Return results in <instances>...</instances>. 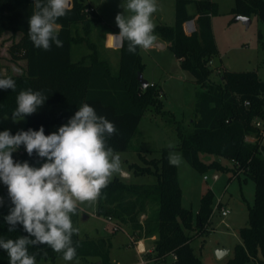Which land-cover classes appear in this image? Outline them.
<instances>
[{"label":"trees","instance_id":"16d2710c","mask_svg":"<svg viewBox=\"0 0 264 264\" xmlns=\"http://www.w3.org/2000/svg\"><path fill=\"white\" fill-rule=\"evenodd\" d=\"M91 6L86 0H72L67 16L57 21L61 25L58 38L63 41V47L53 44L50 51H44L35 48L28 36L33 0H0V36L7 32L20 33L21 38L12 44L11 53H17L19 56L15 58L26 62L24 72L18 76L0 74V78L12 77L16 81L15 91L0 89V118H12L21 90L42 91L48 98L36 113L24 117L23 130H39L43 126L48 135L51 126L66 124L82 103H88L116 125L118 132L108 139V144L121 153L129 149L146 112L152 109L160 112L163 106L159 98L161 88L156 84L141 88L137 81V73L144 71L140 48L135 54L130 53L127 41L121 43L116 72L108 62L100 59L95 44L88 39L93 25L101 21L96 11L85 12ZM174 7V25L156 26L155 35L169 43L170 51L180 60L181 69L189 72L200 87L195 95L192 130H178V149L186 162L200 173L210 169L235 173V169L221 161L227 160L236 166L239 174L254 182L248 225L240 229L241 243L234 247L233 257L226 264H264V145L245 141L246 136L256 133L253 120L264 117V81L256 72L224 71L220 83L210 82L213 71L210 62L218 56L211 23L216 14L215 4L212 0H176ZM231 13L234 19L256 16L264 25V0H234ZM259 39L263 40L261 33ZM84 42L92 52L74 62L72 47ZM245 101L250 103L248 108L243 105ZM17 151L14 161H28L38 167L41 158L35 152L30 157L23 145ZM204 156L213 157V160L206 163L202 160ZM168 157L164 149L157 160L147 162L140 156L144 167L128 166L134 176H153L154 184L125 183L113 177L96 199L95 214L99 218L112 219L119 231L123 226L131 234L156 236L153 258L158 264H203L194 253L193 237L189 233L197 230L201 234L206 230L214 196L210 190L201 196L194 221L191 210L182 206L177 167L169 164ZM0 197L4 200L0 207V239L28 235L22 225H17L16 231H8L3 218L12 204L2 181ZM79 212L78 207L77 214L71 217L74 227H77ZM142 215L146 217L141 221ZM73 241L74 244L78 242L75 259L87 262L94 258L99 264H113L109 256V238L81 239L78 234L73 236ZM29 252L37 254V264H54L58 258H63L62 253L47 245L30 247ZM172 255L176 258L174 261ZM0 264H9L3 249H0Z\"/></svg>","mask_w":264,"mask_h":264},{"label":"rangeland","instance_id":"374dc122","mask_svg":"<svg viewBox=\"0 0 264 264\" xmlns=\"http://www.w3.org/2000/svg\"><path fill=\"white\" fill-rule=\"evenodd\" d=\"M175 1L157 0V11L152 16L155 27L158 25H174ZM212 1L216 7V14L212 17L211 23L214 29L217 49L222 59L221 63L219 56H216L213 66L223 64L231 72H256L264 80V25L256 16L251 18L249 27H246L240 21H236V18L234 19L231 13L234 7V0ZM91 2L103 16L104 21H99V23L93 25L88 39L95 44L99 56L108 58V62H111L109 65L112 71L116 72L118 69V54L114 53V51L105 54L102 53V49L105 44L120 43L119 40H114L109 34L118 35L120 32L115 22L117 13L125 12L126 15L130 14L126 11L127 0H91ZM191 10L193 11L192 7ZM260 33L263 35L262 41L259 39ZM17 38V35H12L8 32L0 36L1 75L8 73L18 76L21 74L23 67L18 62L19 59L15 58V56L19 55L17 53L12 55L11 53V46L17 42ZM90 52L92 50L89 49L86 42L81 45H73L72 60L74 62L81 61V57ZM142 62L145 65L142 73L143 78L150 84L151 82H156L161 86L162 90L159 98L163 106L160 112L155 109L146 112L139 124L136 135L131 140L129 149L120 153L122 169L119 173L114 174L113 177H118L125 183L154 184L155 178L153 176H137L135 179L128 178L124 173H132L128 169L130 164H137L141 167L146 166L140 156L150 162L159 159L164 149L168 151V156L170 152L180 153L182 162L176 167L182 190V206L191 210L193 220L195 221L201 196L207 190H210L214 196L213 209L218 202H221V207L230 210L226 217L216 213L210 219L206 230L201 234L197 230L190 232L189 235L193 237L191 246L203 264H226L233 257L234 247L241 243L240 229L248 225V208L252 206L254 201V182L243 174H239L236 166L227 160L221 161L223 164L235 169V173L221 172L214 169L200 173L186 162L178 149L180 140L177 134L179 129L183 132L192 130V122L195 120V95L200 87L193 83L194 78L189 72L182 71L179 68L176 58L169 48L161 50L152 46L142 52ZM223 72L221 68L214 69L209 81L220 83ZM25 126V118H16V121L11 117L0 118V132L10 130L15 135L18 131L23 130ZM60 126H51L50 133L57 131ZM170 143L174 144L175 147L169 148L168 145ZM17 152L13 153V159ZM212 158L204 156L202 160L210 163L213 160ZM44 162H46L45 158H41L38 167ZM151 168L153 169V167ZM216 174L218 179L214 180L213 176ZM205 176L207 177L206 181L204 180ZM96 204V200L79 204V209L86 211L85 213L90 216L87 222H79L78 219L77 228H79V237L81 239L85 237L94 239L96 236H100L95 231L98 232L100 230L101 232L104 223L93 217ZM140 220L142 221V219ZM107 229L111 232L110 226ZM84 233L88 234L84 235ZM129 233L132 232L129 230ZM119 234L117 235L128 243L126 236L123 233ZM103 236L109 235L103 234ZM217 249H229V253L219 259L216 256ZM115 254L114 252L113 255L115 256ZM135 261L137 259L131 254L124 264H133ZM94 262H96L94 258L87 260L89 264H94ZM54 264L86 263L81 259H74L69 262L63 258H58Z\"/></svg>","mask_w":264,"mask_h":264},{"label":"clouds","instance_id":"9594fccd","mask_svg":"<svg viewBox=\"0 0 264 264\" xmlns=\"http://www.w3.org/2000/svg\"><path fill=\"white\" fill-rule=\"evenodd\" d=\"M70 8V0H33L28 36L35 48L50 51L53 44L63 47L57 21L67 16ZM126 11L130 14L115 16L119 34L109 35L121 43L127 41L130 53L135 54L138 47L150 49L157 39L152 20L157 0H127ZM0 89L15 91L16 81L0 78ZM47 98L42 91L21 90L13 120L36 113ZM117 132L114 122L88 103H82L66 124L48 135L43 126L15 135L10 130L0 132V181L7 186L12 204L3 219L9 232L22 225L28 234L0 239V249L7 253L9 264H37V254L30 253L29 248L40 245L62 253L65 261L76 258L78 242L74 244L73 236L79 234V228L74 227L71 217L77 214L79 204L95 201L121 171V155L108 144ZM22 145L30 157L35 152L46 162L34 167L28 161H14L13 153ZM168 160L170 165L179 166L182 156L170 152ZM3 203L0 197V207Z\"/></svg>","mask_w":264,"mask_h":264},{"label":"crops","instance_id":"0c3cea01","mask_svg":"<svg viewBox=\"0 0 264 264\" xmlns=\"http://www.w3.org/2000/svg\"><path fill=\"white\" fill-rule=\"evenodd\" d=\"M90 3L91 5L95 8L98 16L100 17L101 21H104L103 20V16L99 13V11L96 9V7L94 6V4L91 2L90 0ZM189 12L192 13L193 11L191 10V7H189ZM174 14H175V11H174ZM174 18H175V15H174ZM251 19V18H250ZM212 31H213V35H214V29H213V25H212ZM112 33V32H111ZM17 42L20 40L21 38V34L20 33H17ZM157 37V36H156ZM216 43V42H215ZM157 44L161 45V48H158L157 47ZM154 47H157L158 49H166V48H169V43L168 42H165L163 40H161L159 37H157L156 41L154 42L153 44ZM217 46V45H216ZM121 48V42L120 43H117V44H105L104 48L102 49V53H109L110 51H114V53H117L119 52V49ZM148 50V49H147ZM218 50V49H217ZM104 51V52H103ZM143 51H146L145 49H142L140 48V55H141V59H142V52ZM91 54L88 53L86 54L85 56ZM83 56V57H85ZM218 56H219V59L222 63V59L220 58V55H219V52H218ZM81 57V60L82 58ZM107 57H103V56H100V59L101 60H104L106 62H108V58L106 59ZM119 58V56H118ZM215 59L213 58L211 60V68L214 70V69H217V68H221L222 71H228L227 68L223 65V64H220V66H213L214 65V61ZM177 61V64L179 66V68L181 69L180 67V60L176 59ZM18 62L22 65L23 69L21 71V74L24 72L25 68H26V62L24 59H19ZM118 62H119V59H118ZM109 63V62H108ZM111 64V62L109 63ZM144 64V63H143ZM144 69H145V65H144ZM182 70V69H181ZM184 71V70H182ZM144 72V71H143ZM220 72V71H218ZM257 75L259 76V74L257 73ZM260 78V76H259ZM261 79V78H260ZM262 80V79H261ZM264 81V80H263ZM193 83H195V80L193 81ZM150 84V83H149ZM151 84H156L158 86H160L158 83L156 82H151ZM161 88V86H160ZM162 90V89H161ZM124 174L127 175L128 178H135L137 176H134L133 173H130V172H125ZM131 174H132V177H131ZM135 184V183H134ZM137 184V183H136ZM86 211H83V210H80L79 214H80V218H79V222H87L89 221V218L90 216L85 213ZM96 210L93 212L94 214V218L103 222L104 223V226L102 227L101 229V232L100 230L95 231L97 234H99L100 236H96L94 239H98V238H109L110 239V243H111V247H110V253H109V256H110V260L113 264H124L125 261H127V258L128 256H130L131 254L133 256H135V258L137 259V261H135L133 264H137L138 263V259H139V254L137 253L136 251V248H135V242H141V246H144L145 249L147 250H151L154 248V241L156 240V236H150V237H146V236H137V234H131L129 233V229L128 228H125V227H121V230L120 231H117L115 233H113L112 231L109 232L108 231V226H110L108 223H107V220L106 219H103V218H99L96 216ZM111 227V226H110ZM103 232V233H102ZM119 233H123V235L126 236V238L128 239V243L124 242L121 237H119ZM88 233H84V235H86ZM104 235H109V236H103ZM119 234V235H117ZM102 235V236H101ZM116 253L115 256L113 255V253ZM86 264H89L87 262H85ZM127 263V262H126ZM94 264H96V262H94Z\"/></svg>","mask_w":264,"mask_h":264},{"label":"built area","instance_id":"2783aa9c","mask_svg":"<svg viewBox=\"0 0 264 264\" xmlns=\"http://www.w3.org/2000/svg\"><path fill=\"white\" fill-rule=\"evenodd\" d=\"M89 4L90 0H86ZM71 6H72V0H70ZM93 11H96L93 6L91 8H87L85 10L86 13H91ZM158 48H161V45L157 44ZM211 63V62H210ZM152 85V84H151ZM245 108H248L250 106V103L248 101H245L243 103ZM253 127L256 131L254 135H249L245 137V141L252 143V144H258L259 146H263L264 143V117H257L253 120ZM125 175V174H124ZM213 179L216 180L218 179V175H214ZM204 180H207V177H204ZM230 210L226 209L224 207H221V202L217 203V206L212 210L211 213V218L215 216L216 213H219L222 217H226L229 214ZM145 216L142 215L140 219H144ZM107 223L111 226V231L113 233L119 231V228L115 225L114 221L110 218L106 219ZM135 248L137 253L139 254V259L137 264H158L156 263L155 259L153 258L154 256V248L151 250L145 249L144 246H141V242H135ZM172 260L174 261L176 258L174 255L171 256ZM161 259L160 261H162Z\"/></svg>","mask_w":264,"mask_h":264},{"label":"water","instance_id":"95a60500","mask_svg":"<svg viewBox=\"0 0 264 264\" xmlns=\"http://www.w3.org/2000/svg\"><path fill=\"white\" fill-rule=\"evenodd\" d=\"M235 20L242 22L246 27H249L251 24V19L244 17V16H238ZM137 81L139 82L142 89H146L148 86H150L149 82L143 78V75L141 72L137 73ZM228 253H229V249H217L216 250V256L219 259L223 258Z\"/></svg>","mask_w":264,"mask_h":264},{"label":"bare ground","instance_id":"6f19581e","mask_svg":"<svg viewBox=\"0 0 264 264\" xmlns=\"http://www.w3.org/2000/svg\"><path fill=\"white\" fill-rule=\"evenodd\" d=\"M151 85V84H150Z\"/></svg>","mask_w":264,"mask_h":264}]
</instances>
